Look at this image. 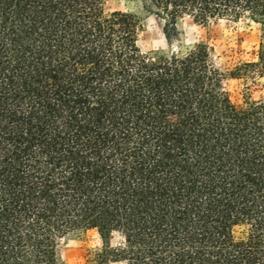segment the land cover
I'll return each mask as SVG.
<instances>
[{"label":"trees","instance_id":"16d2710c","mask_svg":"<svg viewBox=\"0 0 264 264\" xmlns=\"http://www.w3.org/2000/svg\"><path fill=\"white\" fill-rule=\"evenodd\" d=\"M138 1L167 41L254 19V58L144 50L106 0H0V264H66L92 230L88 264H264V0Z\"/></svg>","mask_w":264,"mask_h":264},{"label":"rangeland","instance_id":"374dc122","mask_svg":"<svg viewBox=\"0 0 264 264\" xmlns=\"http://www.w3.org/2000/svg\"><path fill=\"white\" fill-rule=\"evenodd\" d=\"M106 9L134 15L136 13L142 19L143 30L139 45L144 50L184 52L195 44L204 42L210 47L212 58L221 69L253 59L261 34V27L254 19L219 21L201 26L190 18H184L176 23L177 37L167 41L164 30L169 29V21L145 12L138 0H106ZM118 25L121 24L118 22ZM224 85L230 92L232 101L240 105V82L228 79ZM104 239V233L98 230L65 238L59 243L61 259L66 264H88L95 251L102 247ZM109 243L113 248L121 247L123 239L118 233H112L109 235Z\"/></svg>","mask_w":264,"mask_h":264}]
</instances>
